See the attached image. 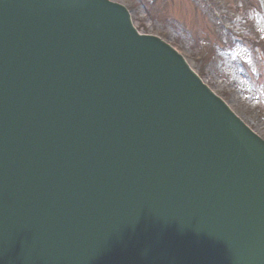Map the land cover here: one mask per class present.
<instances>
[{
  "label": "water",
  "instance_id": "95a60500",
  "mask_svg": "<svg viewBox=\"0 0 264 264\" xmlns=\"http://www.w3.org/2000/svg\"><path fill=\"white\" fill-rule=\"evenodd\" d=\"M0 264H264V140L125 7L0 0Z\"/></svg>",
  "mask_w": 264,
  "mask_h": 264
},
{
  "label": "rangeland",
  "instance_id": "374dc122",
  "mask_svg": "<svg viewBox=\"0 0 264 264\" xmlns=\"http://www.w3.org/2000/svg\"><path fill=\"white\" fill-rule=\"evenodd\" d=\"M114 1L129 8L140 31L176 47L264 138V0H248V8L241 0Z\"/></svg>",
  "mask_w": 264,
  "mask_h": 264
},
{
  "label": "trees",
  "instance_id": "16d2710c",
  "mask_svg": "<svg viewBox=\"0 0 264 264\" xmlns=\"http://www.w3.org/2000/svg\"><path fill=\"white\" fill-rule=\"evenodd\" d=\"M247 2H248V0H242L241 3H243L244 5H246ZM245 7H246V6H245ZM246 8H248V7H246Z\"/></svg>",
  "mask_w": 264,
  "mask_h": 264
}]
</instances>
